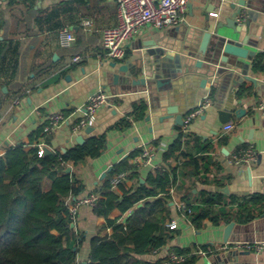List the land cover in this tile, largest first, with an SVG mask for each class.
Returning a JSON list of instances; mask_svg holds the SVG:
<instances>
[{"label": "crops", "instance_id": "1", "mask_svg": "<svg viewBox=\"0 0 264 264\" xmlns=\"http://www.w3.org/2000/svg\"><path fill=\"white\" fill-rule=\"evenodd\" d=\"M205 1L209 3L208 0H188L185 12L176 25L163 28L143 25L126 40L124 57L111 59L102 48L101 31L116 23V0H33L32 4L23 0H0V154L6 146L18 143H24L26 150L36 144L38 148L47 147L49 152H64L63 148L66 151L80 144L76 142L78 135L84 141L91 136L105 135V147L99 156L86 157L75 165H67L72 179L83 187L77 196L65 198L69 209L78 199L90 194L98 198L97 189L103 179L101 174L136 150L139 152L129 159V163L135 166L137 176H126L121 183L127 189H135L144 183L149 173L155 174V168L163 163V152L182 131L183 135L179 137L187 155L171 159V164L177 166V178L168 189L170 199L164 211L163 224L172 230V237L157 250L131 255L129 264H170L169 254L174 253V248L186 249L187 254L193 256L185 264H264V250L244 251L233 246L236 241L264 239V211L246 223L233 220L235 223L228 241L223 243L225 222L216 225L205 219L202 227L196 228L186 215L183 200L184 191L189 193V202L192 203L198 202L202 190L218 193L223 198L233 195L240 201L264 194V109L259 108L264 102V89L258 91L250 81L244 80L240 87L244 86L247 92L234 98L235 108H244L245 114L236 119L232 111L229 121L222 123L215 105L218 100L225 103L235 86L222 78L224 75L214 77L203 74L208 71L207 68L214 70L215 65L208 62L195 69L192 65H187V69L182 66L181 71L171 79V89H156L157 99L166 97V104L177 105L178 110L185 113L206 97L211 101L186 128H182L174 124V114L160 119L163 115L160 107H156V103L149 107L147 94L140 91V87L126 85L121 79L114 82L112 78V73L120 64L134 60L150 41H166L168 48L192 54L194 48L185 39L190 29L199 24L200 18L203 19L200 11ZM251 10L249 26H243L240 35L246 34L244 45L254 50V54L244 63L249 65V75L264 82V70L251 68L254 56L264 52V12ZM209 12L217 15L219 9H210ZM217 18L211 16L210 20L214 23ZM83 20H89V25H84ZM60 27H67L74 34L70 46L59 44ZM74 55H79L80 60L73 61ZM239 64L242 67L243 60ZM217 66L225 68L220 63ZM221 70L239 74L232 68ZM201 78H206L202 86ZM213 82L216 87L211 85ZM98 89L106 92L108 102L97 110L90 125L92 130H74L73 122L83 115L89 94ZM140 99L146 100L147 104L143 117L132 119L129 116V126L114 127L121 118L128 116L133 104ZM56 111L67 115L68 121L51 132H45L49 116ZM226 123H232L234 127L224 130ZM38 131L41 135L33 143L34 140L30 141L29 137ZM243 146L252 147L255 161L249 166L230 163L229 158ZM143 148L152 150L148 163L138 158ZM190 155L199 161L200 170L196 173H192V166L186 164ZM204 162L208 164L207 169L203 168ZM58 174L44 178L43 188L46 189ZM110 190L122 195L119 185L110 187ZM92 204L78 206L76 217L72 220L73 232L82 234V241L77 245V264L88 261L89 239L105 223L104 217L93 213ZM231 207L237 208V204ZM129 211L122 213L114 208L108 217L124 222L132 214ZM170 222H175L176 226L170 228ZM103 233L111 234L112 228L107 227L99 234Z\"/></svg>", "mask_w": 264, "mask_h": 264}, {"label": "trees", "instance_id": "2", "mask_svg": "<svg viewBox=\"0 0 264 264\" xmlns=\"http://www.w3.org/2000/svg\"><path fill=\"white\" fill-rule=\"evenodd\" d=\"M23 1L32 4L33 0ZM252 68L264 70V52L254 56ZM245 92L247 89L242 86L237 96ZM146 107L143 99L135 102L128 116L121 118L114 127L129 126V116L142 118ZM40 135L39 131L33 133L29 140L37 142ZM182 135L180 131L179 136ZM179 136L163 152V163L155 168V174L149 173L144 183L135 189H127L120 183L122 195L119 196L110 190L109 179L117 172H127L129 178L136 177L135 166L129 163V159L139 150L114 164L102 179L92 211L104 217L105 223L89 239V259L84 264H129L131 255L157 250L172 237V230L163 222L170 199L168 189L177 178V166L171 164V159L187 155ZM105 142L104 134L91 136L65 152L55 150L42 155H38L36 144L27 150L24 143L4 148L0 154V264H77V245L82 241V234L74 233L70 227L72 219L65 198L77 196L83 187L64 169L86 157L99 156ZM204 163L203 168L207 169L208 164ZM186 164L192 166V173L200 170L198 159L191 155ZM58 172L60 174L55 175L44 189V178ZM183 197L186 215L196 228L202 227L205 219L216 225L230 220L246 223L264 211V194L240 201L233 195L223 198L218 193L202 190L196 203L189 202V193L185 191ZM151 198L153 200H149ZM140 202L143 203L136 207ZM234 203L237 208L231 207ZM114 208L122 213L133 208L134 211L124 222H118L108 217ZM107 227L112 228L111 234H99ZM172 251L185 255L184 264L193 258L186 249L174 248Z\"/></svg>", "mask_w": 264, "mask_h": 264}, {"label": "water", "instance_id": "3", "mask_svg": "<svg viewBox=\"0 0 264 264\" xmlns=\"http://www.w3.org/2000/svg\"><path fill=\"white\" fill-rule=\"evenodd\" d=\"M208 2L209 3L205 1L204 8L200 11V15H203V19H199V24L190 29L188 38L186 37L185 39L194 48L192 54L190 52L181 53L178 52L177 49L168 48L166 41L157 43L154 40L147 43L145 45L147 48L136 56L134 60L120 64L117 67V71L112 73L114 82L121 79L126 85L130 84L135 87H140L139 90L147 94L149 107H153L155 103L156 107H160L163 114L160 119L174 114V124L178 126H182L185 112H180L177 105L166 104V102H168V98L166 97L162 96L160 100L157 99L156 89L161 87L171 89V79L175 77L176 73L181 71L182 66L186 67L187 65H192L195 69L201 68L204 62H208L211 65H215L214 70L207 68L208 71L206 70L203 74L214 77L224 75L222 78L230 81L232 85L235 86V88H233L235 90H231L232 92L229 94L225 103L218 100L215 105L218 109L219 120L222 123L229 121L232 111L236 119H239L245 114L244 108H235L236 104L234 98L244 80L250 81L258 91L264 89V82L256 80V78L247 73L249 65L248 63L246 64V62L244 63V60L253 56L254 50L244 45L247 39L246 34L243 36L240 35L242 30H244L243 26H249L251 9L264 12V0H237L236 2L208 0ZM188 6L190 7V5ZM214 8L219 9L218 16L212 15V12L210 14V9ZM211 16L218 17L214 23L210 20ZM240 60H243L242 67L238 66L240 65ZM219 63L222 64V67L227 69L232 68L237 70L239 74L235 75L233 72L225 73L226 71L221 70L225 68H218L217 65ZM112 65H115V63ZM214 81L216 82L217 80ZM215 82L211 84L213 87H216ZM205 83L206 78H201L200 85L202 86ZM125 91L126 90H121L120 92ZM144 101L146 102V100ZM148 117L147 115L146 119H148ZM91 130L92 126H87L85 128L86 132ZM83 141L81 135L76 136L77 143H83ZM49 151L47 147H43V153H49ZM62 151L65 152V149L63 148ZM257 161L259 162L260 158ZM111 169L112 166H109L101 174L100 178H104ZM250 170L251 169L248 168L249 173ZM64 172H70V167L67 166ZM140 205L141 203H138L136 207ZM132 212L133 209L129 211V214ZM234 223L233 220L225 223L222 235L223 243H227ZM72 225L73 223L70 224V227H72ZM72 249L74 250L75 247Z\"/></svg>", "mask_w": 264, "mask_h": 264}, {"label": "built area", "instance_id": "4", "mask_svg": "<svg viewBox=\"0 0 264 264\" xmlns=\"http://www.w3.org/2000/svg\"><path fill=\"white\" fill-rule=\"evenodd\" d=\"M188 0H116V23L105 27L101 31V45L105 54L111 59H122L125 54L124 44L128 38L136 33L143 25L151 24L155 28H163L177 24L185 12ZM216 15V13H212ZM89 20H83L84 25H89ZM2 31L0 29V35ZM74 34L67 27L58 30V40L61 46H70L74 40ZM73 61H79L80 56L74 55ZM108 102V95L102 89L89 94L84 108L83 115L73 122L74 130H81L93 124L97 110ZM208 97L204 98L198 104L188 110L183 116L182 128H186L192 118L201 114L205 108L210 105ZM259 108L264 109V102ZM68 121V116L61 111H56L49 116L48 123L44 126L45 132H51L60 125ZM234 127L232 123H226L224 130H231ZM185 130V129H184ZM43 154V148H38V155ZM152 150L143 148L138 158L144 162H150ZM234 164L250 165L255 161V152L248 146L235 152L228 160ZM126 177L125 172L114 173L110 179V187L119 185ZM96 199L95 194L80 198L69 209L72 220L76 217L78 206L81 204H92ZM188 213L190 210L188 209ZM170 228L176 226L175 222L168 224ZM234 248L244 251L260 252L264 250V239L242 240L233 242ZM185 260L184 254H169V263H181Z\"/></svg>", "mask_w": 264, "mask_h": 264}]
</instances>
